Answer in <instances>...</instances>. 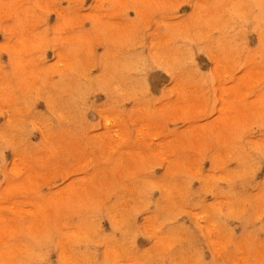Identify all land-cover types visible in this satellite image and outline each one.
I'll return each mask as SVG.
<instances>
[{
  "label": "rangeland",
  "instance_id": "rangeland-1",
  "mask_svg": "<svg viewBox=\"0 0 264 264\" xmlns=\"http://www.w3.org/2000/svg\"><path fill=\"white\" fill-rule=\"evenodd\" d=\"M0 264H264V0H0Z\"/></svg>",
  "mask_w": 264,
  "mask_h": 264
}]
</instances>
